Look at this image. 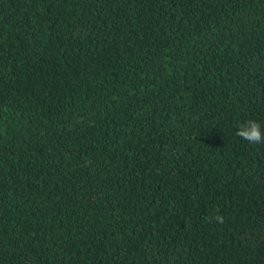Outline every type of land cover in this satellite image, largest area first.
<instances>
[{
	"label": "trees",
	"instance_id": "1",
	"mask_svg": "<svg viewBox=\"0 0 264 264\" xmlns=\"http://www.w3.org/2000/svg\"><path fill=\"white\" fill-rule=\"evenodd\" d=\"M249 119L264 0H0V264H264Z\"/></svg>",
	"mask_w": 264,
	"mask_h": 264
},
{
	"label": "clouds",
	"instance_id": "2",
	"mask_svg": "<svg viewBox=\"0 0 264 264\" xmlns=\"http://www.w3.org/2000/svg\"><path fill=\"white\" fill-rule=\"evenodd\" d=\"M236 135L247 141L249 144H261L264 143V126L256 120L249 119L239 126ZM211 219L216 223L224 222V216L219 214L211 217Z\"/></svg>",
	"mask_w": 264,
	"mask_h": 264
}]
</instances>
